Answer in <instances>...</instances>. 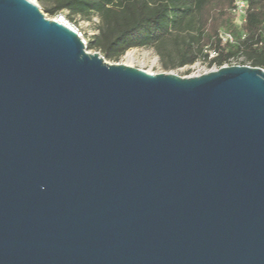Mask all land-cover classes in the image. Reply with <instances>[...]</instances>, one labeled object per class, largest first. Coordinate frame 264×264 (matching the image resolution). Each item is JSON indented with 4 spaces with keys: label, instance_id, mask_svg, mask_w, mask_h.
Masks as SVG:
<instances>
[{
    "label": "water",
    "instance_id": "water-1",
    "mask_svg": "<svg viewBox=\"0 0 264 264\" xmlns=\"http://www.w3.org/2000/svg\"><path fill=\"white\" fill-rule=\"evenodd\" d=\"M0 264H264V68L109 63L0 0Z\"/></svg>",
    "mask_w": 264,
    "mask_h": 264
},
{
    "label": "trees",
    "instance_id": "trees-1",
    "mask_svg": "<svg viewBox=\"0 0 264 264\" xmlns=\"http://www.w3.org/2000/svg\"><path fill=\"white\" fill-rule=\"evenodd\" d=\"M238 0H38L49 16L65 12L98 18L97 32L86 48L98 51L105 60L117 61L127 50L151 47L164 68L190 65L205 56V48L218 54L208 61L216 68L242 56L240 64L264 68V0H241L247 4L246 22L234 24L230 9ZM228 32L233 42L222 43L219 34ZM245 37L241 39V33ZM261 43V44H260Z\"/></svg>",
    "mask_w": 264,
    "mask_h": 264
},
{
    "label": "rangeland",
    "instance_id": "rangeland-1",
    "mask_svg": "<svg viewBox=\"0 0 264 264\" xmlns=\"http://www.w3.org/2000/svg\"><path fill=\"white\" fill-rule=\"evenodd\" d=\"M42 11V10H41ZM43 12V11H42ZM44 13V12H43ZM49 18H57L64 23L70 25L80 34L81 38L85 42V47L87 46L88 41L92 40V36L97 32L96 25L98 24V18L93 16L90 20L81 19L78 16L73 17V19H69L65 16V12H62L58 15L49 16L44 13ZM232 20L233 17L230 14ZM89 52H94L96 50L90 48L87 49ZM130 53V57L126 54ZM109 63H123L136 68L143 69L148 72H171L175 73L179 76H190L195 74L197 71H201L206 69L203 67V64L197 62L193 65H184V66H175L164 68L162 66L161 61L159 60L157 54L151 47H136L127 50L124 54H122L117 61H109Z\"/></svg>",
    "mask_w": 264,
    "mask_h": 264
},
{
    "label": "built area",
    "instance_id": "built-area-1",
    "mask_svg": "<svg viewBox=\"0 0 264 264\" xmlns=\"http://www.w3.org/2000/svg\"><path fill=\"white\" fill-rule=\"evenodd\" d=\"M31 1H33L35 3L38 2V0H31ZM246 11H247V4L244 1H241V0L236 1L234 3V5L232 6V8L230 9V14L233 17V22L239 28L242 27L245 24V22H246ZM74 30L77 32L76 29H74ZM260 33H261V36L264 38V23L261 26ZM77 34L80 36V34L78 32H77ZM219 36H220V39H221L222 43L233 42L234 41V37L228 32H221L219 34ZM244 37H245V33L242 32L241 33V39H243ZM80 38H81V36H80ZM81 40H83V39L81 38ZM83 42H84V40H83ZM203 51H204L205 56H203L200 59L194 61L192 63V65L194 63L199 62V63L203 64V67H205L206 69L201 70V71H197L193 75L206 73V72H208L210 70L216 69V67L214 65L208 66V61H210L211 59L215 58L217 56L218 52L215 49L208 48V47L205 48ZM243 60H244V58L242 56L235 57V58H230L229 59L230 62L228 64L225 63L223 65L240 64V62H242Z\"/></svg>",
    "mask_w": 264,
    "mask_h": 264
},
{
    "label": "bare ground",
    "instance_id": "bare-ground-1",
    "mask_svg": "<svg viewBox=\"0 0 264 264\" xmlns=\"http://www.w3.org/2000/svg\"><path fill=\"white\" fill-rule=\"evenodd\" d=\"M126 55H127L128 57H130V56H131V55H130V53H127Z\"/></svg>",
    "mask_w": 264,
    "mask_h": 264
}]
</instances>
